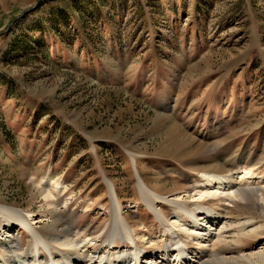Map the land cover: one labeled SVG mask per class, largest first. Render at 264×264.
I'll list each match as a JSON object with an SVG mask.
<instances>
[{"label":"rangeland","instance_id":"374dc122","mask_svg":"<svg viewBox=\"0 0 264 264\" xmlns=\"http://www.w3.org/2000/svg\"><path fill=\"white\" fill-rule=\"evenodd\" d=\"M171 124L194 143L172 150ZM202 167L264 174V0H0L1 205L45 215L43 180L58 181L63 229L98 238L99 251L114 224L107 184L132 228L153 237L160 223L137 169L173 200L194 190ZM156 208L173 218L170 204ZM250 208L236 217L263 218ZM36 227L55 244L50 220ZM29 238L17 223L0 252ZM159 247L143 245L148 255Z\"/></svg>","mask_w":264,"mask_h":264},{"label":"bare ground","instance_id":"6f19581e","mask_svg":"<svg viewBox=\"0 0 264 264\" xmlns=\"http://www.w3.org/2000/svg\"><path fill=\"white\" fill-rule=\"evenodd\" d=\"M158 120L164 121L163 115ZM170 127L167 140L172 150L180 152L188 141L194 143L193 138L180 134L177 125L171 124ZM201 146V143L197 144L198 149L190 154L199 151ZM212 160L213 163L218 162L214 157ZM220 172L202 167L198 172L201 180L194 190L191 193L187 191L186 197L171 200L153 191L137 169L141 198L160 223V231L153 237L132 228L120 213L118 191L114 184H107L114 224L109 239L104 242L106 245L99 251H96L98 238H88L80 235L79 231L69 238L67 230L63 229V224H66L57 208L60 197L65 195L67 189L58 181L50 180L52 183L49 185V181L44 179L46 186L41 195L46 200L45 204L52 209L45 215L30 214L27 217L15 208L0 204V217L3 220L0 237L10 244L17 223L30 235V245L21 252L20 245L15 246L17 248L11 254L1 251L0 264H264V215L263 218L236 217L237 209H253L255 206L261 207L264 213V174L258 176L254 169L234 174H230V171ZM157 203H168L173 207L171 220L160 218L162 212L156 208ZM43 219L50 220L53 229L59 233L52 236L55 244L49 243L37 232L36 226ZM118 240L125 241L129 249L117 250L115 246ZM251 240H261L262 246L259 244L248 252L235 250ZM151 243H157L160 247L158 252L148 255L143 245ZM190 243L196 246L195 249L189 247Z\"/></svg>","mask_w":264,"mask_h":264}]
</instances>
